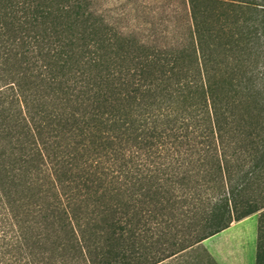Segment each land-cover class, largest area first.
I'll return each instance as SVG.
<instances>
[{"label": "trees", "instance_id": "trees-1", "mask_svg": "<svg viewBox=\"0 0 264 264\" xmlns=\"http://www.w3.org/2000/svg\"><path fill=\"white\" fill-rule=\"evenodd\" d=\"M259 1L183 0L188 32L158 46L90 0H0V264H34L17 221L44 196L65 264H157L257 212L264 264Z\"/></svg>", "mask_w": 264, "mask_h": 264}, {"label": "rangeland", "instance_id": "rangeland-1", "mask_svg": "<svg viewBox=\"0 0 264 264\" xmlns=\"http://www.w3.org/2000/svg\"><path fill=\"white\" fill-rule=\"evenodd\" d=\"M243 1L251 2L252 0ZM90 2L92 9L113 30L134 32L138 39L150 37L158 46L164 45L177 33L179 35L181 32H188L183 0H90ZM255 3L260 4L261 2L255 0ZM242 11L238 18L243 22L249 18L250 11L247 9ZM254 46L255 51L262 56L259 58V64H261L264 62V38ZM52 202L51 197L44 196L42 199L28 202L24 209L19 212L20 221H17V224L24 228L23 232L26 233L24 239L28 242L25 243L26 249L32 260L34 259V264H65V261L70 258L62 251L52 250L54 242L59 239L58 237L63 236V233L59 231L60 225L58 222L54 221L50 215L48 217V211L45 210L46 206L52 204ZM188 210H191V212H188ZM73 211L76 214L79 213L77 210L73 209ZM201 212L202 208L197 205H186L179 208L173 216L170 212H165V217L162 219L165 222L160 225L161 229H164L167 234L165 247L170 249L172 242L177 237L181 241L187 238L189 229L196 224ZM260 214L261 212H257L249 216L250 219H247L246 228L249 235L251 231H255L258 237ZM196 245L194 244L177 253L176 257L168 259L162 264H215L208 252V250H212V242L194 248ZM42 250H51L50 256L47 257L44 253L42 254Z\"/></svg>", "mask_w": 264, "mask_h": 264}, {"label": "crops", "instance_id": "crops-1", "mask_svg": "<svg viewBox=\"0 0 264 264\" xmlns=\"http://www.w3.org/2000/svg\"><path fill=\"white\" fill-rule=\"evenodd\" d=\"M247 219L250 217L233 222L227 229L202 241L194 248L212 242V250H207L215 264H257V236L255 231H251L250 235L248 234ZM176 255L178 254L157 264L165 263Z\"/></svg>", "mask_w": 264, "mask_h": 264}]
</instances>
